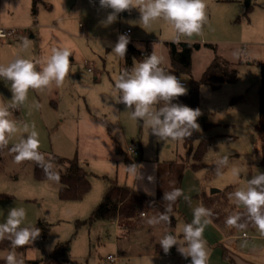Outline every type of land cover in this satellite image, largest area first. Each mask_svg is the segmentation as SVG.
Instances as JSON below:
<instances>
[{"label":"rangeland","instance_id":"1","mask_svg":"<svg viewBox=\"0 0 264 264\" xmlns=\"http://www.w3.org/2000/svg\"><path fill=\"white\" fill-rule=\"evenodd\" d=\"M205 2L207 20L195 40L216 43L222 56L236 62L238 77L219 87L201 85L199 130L190 136L194 139L189 152V137L158 141L142 121L132 120L130 110L117 103L119 94L114 89L121 58L111 52L120 29H131L130 39L136 40L142 50L155 49L162 63L170 67L167 43L173 41V36L162 21L143 28L138 23L139 11L132 9L106 24L103 21L112 9L101 8L99 0H38L36 14L33 0H0V27L14 28L19 35L14 47L9 46L8 38L0 42V64L6 65L17 56L36 63L50 55L53 47H67L72 53L69 75L62 86L53 83L46 89H29L24 105L9 108L18 131L1 148L0 223L10 208L23 207L27 215L21 226L44 221L50 227L45 239L38 237L29 243L20 256L53 258L58 264H181L183 256L176 246L165 253L157 251V245L168 232L182 240L183 225L193 219L192 209L203 204L198 194H212L215 188L230 198L238 187L246 185L247 179L264 173L257 130L264 71V0H251L250 4L247 0ZM31 34L36 36L32 38ZM25 40L29 42L27 48L23 46ZM180 40L189 38L182 36ZM210 52V48L202 47L192 56L201 65ZM11 98L10 82L0 80V103L10 105ZM161 106L163 101L155 105ZM33 124L45 162L58 154L77 158L89 171L91 189L84 198L62 199L60 182L38 178L35 161H14L12 147L32 131ZM202 139L209 142L198 161L202 165L194 169L191 163L197 161L194 154ZM132 143L137 148L134 156L129 152ZM131 165H136L135 172L129 171ZM234 166L240 169L239 178L231 175ZM112 181L141 190L165 205L164 192L172 188L182 189L189 200L181 196L172 205L177 215L173 226L149 224L151 218L158 217L153 213L142 214L139 225L128 231L117 220L90 222ZM207 219L217 231H225L210 217ZM237 232L249 234L247 240L239 239L242 249L252 240H264L256 238L254 225ZM210 234L213 236L209 225H205L203 239L208 252L213 250L208 264H235L232 257L223 258L226 251L222 245L208 241L205 235ZM58 244L63 250L55 253ZM5 254L0 249V257ZM110 255L116 256L115 260Z\"/></svg>","mask_w":264,"mask_h":264},{"label":"clouds","instance_id":"2","mask_svg":"<svg viewBox=\"0 0 264 264\" xmlns=\"http://www.w3.org/2000/svg\"><path fill=\"white\" fill-rule=\"evenodd\" d=\"M99 5L104 9H112L103 21L106 24L115 22L119 13L132 9L139 11L138 23L143 28L150 27L153 22L162 21L173 36V43H179L182 36L193 38L200 34L207 20L205 0H99ZM129 42L127 34H120L111 54L124 59ZM28 43L25 40L23 46L27 48ZM70 56L72 53L67 47H53L50 55L36 63L31 59L17 56L6 65L0 64V80L10 82L12 93L10 105L0 103V148L5 147L8 144V137L18 131L9 108L24 105L28 99L29 89L42 90L53 83L57 87L62 86L69 75ZM161 63L162 58L156 54L155 49L140 61L133 58V66L122 68L115 77L114 89L119 94L117 103H123L127 111L130 110V118L142 121L158 141L184 140L190 137L193 131L199 130L197 118L201 112L198 108L173 103L174 99L187 94V88L176 75L162 69ZM161 101L163 106L155 107ZM24 130L27 132V126ZM39 146V133L33 124L32 131L12 147L11 150L15 153L14 161L16 163L25 160L35 161L43 168L49 180L58 182L59 174L53 170L51 162H45ZM128 169L135 172L136 165H131ZM218 174H221L219 170ZM231 175L239 178L240 169L232 167ZM181 196H184V193L180 188L164 192L163 201L167 202L164 211L158 217L151 218L148 223L170 224L171 217L168 213ZM230 198H234L243 212L229 215L225 221L226 225L244 229L247 223L238 221L246 215L247 221L264 236V173L258 172L251 179H247L246 185L238 187L230 194ZM184 199L187 201L189 197L184 196ZM26 215L23 207H12L4 222L0 223V241L7 239L11 245V250L3 257L5 264H25L15 249L32 243L40 235V229L34 225L21 226ZM192 215V221L182 227V240L168 232L162 236L159 245L165 253L176 246L177 251L185 259L191 258L190 264H208L209 253L203 232L205 225L209 223L207 218L212 212L201 203L192 209Z\"/></svg>","mask_w":264,"mask_h":264},{"label":"trees","instance_id":"3","mask_svg":"<svg viewBox=\"0 0 264 264\" xmlns=\"http://www.w3.org/2000/svg\"><path fill=\"white\" fill-rule=\"evenodd\" d=\"M32 10L34 14L37 13L38 0H33ZM167 44L171 53L172 70L184 75L189 83L187 94L174 99L173 103H181L187 105L190 108L199 109L201 101L200 89L202 84L207 83L212 85L213 87H219L224 81H235L238 77L237 67L220 62L221 57L217 53L216 43H205V45L212 47L215 50L216 55L213 61L204 70L200 78L194 77L192 73L191 60L185 62L178 58L175 55V52L179 48L183 47H188L189 51L193 52V50L200 48L201 43L195 41H180L179 43H173L172 41H168ZM150 54V52L144 54L140 47L137 45L136 41L130 39V42L127 46L126 55L124 59H121V69L125 67L131 68L133 66V58L142 60L145 56ZM239 61L241 62L242 59H240ZM160 67L163 69L161 65ZM259 96V122L257 124V130L261 139L264 154V71L262 76V84L259 90ZM207 126L210 125L207 124ZM193 139L194 136L187 139V144H191L189 152L192 151L191 148ZM208 142V139H202V142L197 148V151L194 154V157L197 161L191 163V166L194 169H197L202 165V163H199L198 161L202 160V158L204 157ZM1 151L2 149L0 148V165L2 159ZM53 163L56 164L59 168L54 167ZM51 164L53 170L57 172L60 177V197L62 199L84 198L91 189V180L89 177V171L79 162V160L77 158H68L58 154H53L51 156ZM35 175L38 178H47L43 168L41 166H38L37 164H35ZM198 195L202 198L203 205L211 210L212 215L210 216V218L214 222H216L228 234L238 233L237 231L240 230V228L229 227L228 225H226L225 221L229 215L242 213L243 209L240 206H238L235 202L232 203V199L223 194L222 191L209 195L204 193ZM165 207L166 205L164 203H162L158 198L152 195L132 188L128 185H121L117 181H112L102 201L93 210L89 220L90 222L98 219L117 220L119 226L122 229L128 231L139 225L143 212H145V215L153 213L159 216V214L164 211ZM168 215L171 217V223L169 225H175L177 220V215L175 214V212L171 209ZM83 222H87V220ZM243 222L247 223V227L249 225H253L250 221H247L246 215H243L241 221H238V223ZM33 225L40 229L39 238L41 240L45 239L50 228L49 224L44 221H39ZM27 246L28 245L24 246L23 248L15 249L18 256L24 253ZM0 249L4 250L7 254V252L11 250L9 240L5 239L0 241ZM62 250L63 246L61 244H58L54 252L56 253ZM157 251H163L159 244L157 245ZM22 258L24 259L25 264H58L57 261H54L53 258V260L46 258ZM0 264H5L3 257H0Z\"/></svg>","mask_w":264,"mask_h":264},{"label":"crops","instance_id":"4","mask_svg":"<svg viewBox=\"0 0 264 264\" xmlns=\"http://www.w3.org/2000/svg\"><path fill=\"white\" fill-rule=\"evenodd\" d=\"M30 36L33 38L36 36V34H31ZM18 37H19V35L13 34V35H9L8 37H5V38H8L7 41H8L9 46L14 47L16 40H18ZM195 37L196 36H194L193 38H189V40H180V41L199 42V41L195 40ZM5 38H3L0 42L4 43L3 40ZM136 43H137V41H136ZM200 43H201L200 48L193 50V52H190L188 47L179 48L175 52V55L178 58H180L181 60H183L185 62H188L191 60V62H192V73H193L194 77H196V78L201 77L204 70L213 61V59L216 55V52L212 47L205 45L206 42L201 41ZM137 45H138V43H137ZM202 47L210 48L211 52L206 54L204 62H202V64L199 65V62L196 60L195 55L192 56V54H195L196 52L200 51V49ZM168 49H169V47H168ZM142 51L144 54H147V52L152 53L150 50H142ZM217 53L221 57L220 62H222L224 64H230V65L236 67V65H235L236 62L230 61L227 58H225L224 56H222V54L219 53L218 48H217ZM168 57H169L168 63L171 64L170 49H169V56ZM161 65H163V63H161ZM170 67H171V65H170ZM207 225H209V230L213 234V236H211V234L208 236L207 235H205V236L207 237V239L210 243H217V245L219 244V245H222L224 247V249L226 251V256H225V252H224L223 258L224 257L225 258L232 257L235 264H264V240H263L264 236H261L257 229H256L257 234H255V236L257 239H261L263 241L258 242L257 240H255V241L252 240L250 242V244L245 245V249H242V248H239V239L244 237V238H246L245 240H247V238L249 237L248 232H246L247 233L246 236H243V233L242 234H228L226 231L222 232L220 229H218V231H217L215 229V227H213L209 223ZM212 251H213L212 249L209 250V252H208L209 257L211 255Z\"/></svg>","mask_w":264,"mask_h":264},{"label":"built area","instance_id":"5","mask_svg":"<svg viewBox=\"0 0 264 264\" xmlns=\"http://www.w3.org/2000/svg\"><path fill=\"white\" fill-rule=\"evenodd\" d=\"M15 33H16V29H14V28H13V29H10V30H7V29H4V28L0 27V41H1L3 38L8 37L9 35H13V34H15ZM130 33H131V29H129V28H128V29H120V34H127V35L129 36ZM120 34H119V35H120ZM161 66L163 67V69H164L166 72H170V73L176 75L177 78L180 80L181 84H182L183 86H185L186 88H188V84H189V83H188L187 78H186L184 75H182V74L179 73V72H176V71L172 70L171 67H169V66H167V65H165V64H163V65H161ZM129 152H130V154H131L132 156H134L135 154H137V148H136V144H135V143H132V144L129 145ZM142 214L145 215V212H143ZM243 235L246 236L247 233L244 232ZM109 258H110L111 260H113V259L115 260L116 256H114V255H110ZM190 259H191L190 257L187 258V259H185L184 257H181L180 263H181V264H190Z\"/></svg>","mask_w":264,"mask_h":264},{"label":"water","instance_id":"6","mask_svg":"<svg viewBox=\"0 0 264 264\" xmlns=\"http://www.w3.org/2000/svg\"><path fill=\"white\" fill-rule=\"evenodd\" d=\"M250 1H251V0H247V4H250ZM219 191H221V190H220V189H215V188H214V189L212 190V193H216V192H219Z\"/></svg>","mask_w":264,"mask_h":264}]
</instances>
